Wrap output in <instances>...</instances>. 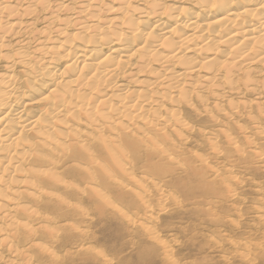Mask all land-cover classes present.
Segmentation results:
<instances>
[{
	"label": "bare ground",
	"instance_id": "bare-ground-1",
	"mask_svg": "<svg viewBox=\"0 0 264 264\" xmlns=\"http://www.w3.org/2000/svg\"><path fill=\"white\" fill-rule=\"evenodd\" d=\"M205 92L264 96V0H0V250L43 187L164 154Z\"/></svg>",
	"mask_w": 264,
	"mask_h": 264
},
{
	"label": "rangeland",
	"instance_id": "rangeland-1",
	"mask_svg": "<svg viewBox=\"0 0 264 264\" xmlns=\"http://www.w3.org/2000/svg\"><path fill=\"white\" fill-rule=\"evenodd\" d=\"M203 95L204 103L193 99L191 108H181L189 129L159 143L164 154L141 151L120 161L129 176L64 178L69 192L43 187L51 195L30 203L39 218L28 222L34 234L19 232V251L1 249L2 258L13 264H264V96Z\"/></svg>",
	"mask_w": 264,
	"mask_h": 264
}]
</instances>
